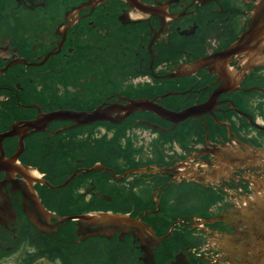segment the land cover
Listing matches in <instances>:
<instances>
[{
  "label": "flooded vegetation",
  "instance_id": "1",
  "mask_svg": "<svg viewBox=\"0 0 264 264\" xmlns=\"http://www.w3.org/2000/svg\"><path fill=\"white\" fill-rule=\"evenodd\" d=\"M255 1L0 0V264H264Z\"/></svg>",
  "mask_w": 264,
  "mask_h": 264
},
{
  "label": "water",
  "instance_id": "2",
  "mask_svg": "<svg viewBox=\"0 0 264 264\" xmlns=\"http://www.w3.org/2000/svg\"><path fill=\"white\" fill-rule=\"evenodd\" d=\"M255 41L257 44L264 41V0H257L255 3L254 11H253V22L250 27L243 32L240 39L231 45L227 49V53L232 51L246 48V46ZM179 117H184L185 112L176 113ZM128 217L114 215V214H106V215H96V216H84L80 217L79 221L83 225H94L96 227H110L117 223H122L127 221ZM71 218H61L59 223H62Z\"/></svg>",
  "mask_w": 264,
  "mask_h": 264
}]
</instances>
